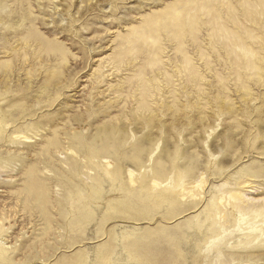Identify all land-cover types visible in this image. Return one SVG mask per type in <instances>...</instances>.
I'll list each match as a JSON object with an SVG mask.
<instances>
[{
    "label": "rangeland",
    "instance_id": "1",
    "mask_svg": "<svg viewBox=\"0 0 264 264\" xmlns=\"http://www.w3.org/2000/svg\"><path fill=\"white\" fill-rule=\"evenodd\" d=\"M0 264H264V0H0Z\"/></svg>",
    "mask_w": 264,
    "mask_h": 264
}]
</instances>
